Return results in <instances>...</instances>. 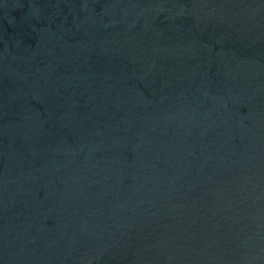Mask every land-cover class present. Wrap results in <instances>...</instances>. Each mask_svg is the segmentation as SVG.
I'll return each instance as SVG.
<instances>
[{
	"label": "water",
	"instance_id": "95a60500",
	"mask_svg": "<svg viewBox=\"0 0 264 264\" xmlns=\"http://www.w3.org/2000/svg\"><path fill=\"white\" fill-rule=\"evenodd\" d=\"M0 264H264V0H0Z\"/></svg>",
	"mask_w": 264,
	"mask_h": 264
}]
</instances>
